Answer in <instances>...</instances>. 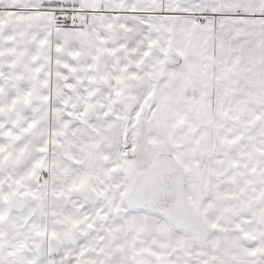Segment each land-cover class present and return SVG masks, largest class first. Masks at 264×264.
Masks as SVG:
<instances>
[{"label": "snow or ice", "instance_id": "1", "mask_svg": "<svg viewBox=\"0 0 264 264\" xmlns=\"http://www.w3.org/2000/svg\"><path fill=\"white\" fill-rule=\"evenodd\" d=\"M0 264H264V0H0Z\"/></svg>", "mask_w": 264, "mask_h": 264}]
</instances>
